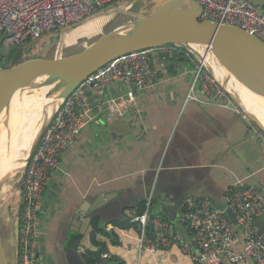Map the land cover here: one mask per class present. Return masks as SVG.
<instances>
[{
	"label": "crops",
	"instance_id": "1",
	"mask_svg": "<svg viewBox=\"0 0 264 264\" xmlns=\"http://www.w3.org/2000/svg\"><path fill=\"white\" fill-rule=\"evenodd\" d=\"M248 1L264 10V0ZM129 2L115 3L110 14L97 13L95 18L68 29L61 49L63 57L69 56L64 53L67 43L75 44L82 39L68 38L72 31L79 27L93 30L94 26H89L91 21L99 24L105 18L110 24L99 36L105 34L124 14L117 8L122 9ZM136 6L140 4L133 8ZM60 48L61 45L57 46L56 55ZM159 61L155 58L154 64L161 68L160 80L155 87L139 92L137 105L124 116L110 111L109 103L111 98L125 95L130 86L114 84L103 92L89 91L95 111L101 114L91 117L77 140L65 150L62 164L52 173L44 192L38 224L40 264H74L78 254L84 256L83 260L89 256L88 251L94 246V229L89 238L91 243L85 241L86 234L75 229L81 223V228L86 229L84 222L89 215L79 220L76 217L83 206L85 209L94 206L101 195L111 196L112 200L93 210L90 216L98 215L93 219L100 218L118 234L117 245L107 237L97 238L108 242V252L114 259L124 264H196L178 248L156 255L140 251L138 232L116 227L114 222L134 209H143L153 194L152 214H162L180 231L178 226L183 225L180 204L187 197L209 198L214 205L225 206L227 191L233 184L243 187L254 182L264 192V145L248 116L237 113L232 105L222 106L227 103L224 100L213 102L204 97L202 101L188 100L192 80L188 70L192 64L169 59L163 68ZM14 111L2 114L0 121ZM118 192L120 195L116 197L114 194ZM21 196L18 185L16 193L0 210L5 224L9 223L6 217L16 212L13 222L16 225ZM14 224L12 264L17 253L18 228ZM135 258L136 261H131ZM86 263L92 264L87 259Z\"/></svg>",
	"mask_w": 264,
	"mask_h": 264
},
{
	"label": "built area",
	"instance_id": "2",
	"mask_svg": "<svg viewBox=\"0 0 264 264\" xmlns=\"http://www.w3.org/2000/svg\"><path fill=\"white\" fill-rule=\"evenodd\" d=\"M124 0H0V48L27 45L51 31H62L97 13L110 10ZM202 7L200 20L233 28L257 38L264 44V10L248 0H196ZM197 43L175 41L149 47L118 57L90 74L66 99L47 129L28 164L22 183L18 215V263L40 264L39 212L52 173L59 169L62 157L91 120L95 108L90 90L103 92L109 85H128L123 96L111 98L110 111L126 115L137 105L139 92L155 87L160 67L170 55L186 51L192 64L188 100L203 97L232 105L239 114L243 109L227 94L207 67ZM158 56L154 57L153 52ZM79 106V108H78ZM246 115V114H244ZM150 194L140 213H128L130 222L140 226L139 250L159 254L178 248L196 264H264V229L253 224L254 216L264 215V192L256 183L243 187L233 184L227 191L226 205L217 206L209 198L187 197L180 204L186 238L162 214H152ZM97 233V232H96ZM95 234V233H94ZM100 233L96 238L101 237ZM107 264H115L110 252L100 255Z\"/></svg>",
	"mask_w": 264,
	"mask_h": 264
},
{
	"label": "water",
	"instance_id": "3",
	"mask_svg": "<svg viewBox=\"0 0 264 264\" xmlns=\"http://www.w3.org/2000/svg\"><path fill=\"white\" fill-rule=\"evenodd\" d=\"M140 4L138 8H133ZM120 12L131 15L122 29L106 32L101 37L94 39L74 54L69 60L62 57V44L64 34L69 28L62 30L61 48L56 55L53 68L43 75L30 73L23 77L5 75L0 78V116L12 110H18L28 104L44 103L42 109L41 132L27 156L20 175L19 185L22 188L24 175L41 138L61 108L66 99L79 87V85L93 72L97 71L108 62L129 54L131 52L156 47L163 42L181 41L186 44L200 43L203 50V59L209 65L210 71L218 82L226 90L227 94L243 109L250 123L257 131V138L264 145V124L258 120L256 113L246 105V99L253 97L264 102V44L257 38L251 37L242 31L221 26L211 20H200L202 7L196 0H130ZM112 11H102L99 14L107 15ZM93 15L85 21L95 18ZM84 21V22H85ZM40 40L29 42L31 47L36 46ZM15 46L0 48V61H2ZM153 56H158L154 51ZM212 58L217 61V65ZM219 64L221 65L219 68ZM224 69L227 75L221 70ZM217 75L220 78H217ZM14 77V78H7ZM232 80H231V79ZM231 80L232 85H229ZM239 86V88H238ZM79 108V106H78ZM101 114L92 109L91 117ZM27 115L18 114L16 131L20 134L25 126ZM0 182V192H1ZM122 193V192H121ZM116 197L120 195L118 192ZM115 197V198H116ZM112 197L101 195L88 209L83 206L77 215L79 220L83 215H89L85 219V227L80 225L75 229L86 234L85 241L91 243L92 220L90 213L98 207L111 201ZM89 205V204H88ZM167 212L165 207H162ZM99 213V212H97ZM253 224L259 227L260 233L264 229V215L254 216ZM84 225V224H83ZM178 229L189 239L185 226ZM87 232V233H86ZM17 253L15 264L18 263V237L16 241ZM91 250H96L92 247ZM82 255L77 258L83 260ZM85 260V261H84ZM83 262L86 263V259ZM0 264H6L0 241ZM103 264H107L103 262Z\"/></svg>",
	"mask_w": 264,
	"mask_h": 264
},
{
	"label": "rangeland",
	"instance_id": "4",
	"mask_svg": "<svg viewBox=\"0 0 264 264\" xmlns=\"http://www.w3.org/2000/svg\"><path fill=\"white\" fill-rule=\"evenodd\" d=\"M137 7L139 6H136V8ZM107 11H111V10L108 9ZM94 23L95 25H93ZM94 23L90 25L87 24V26L88 25L94 26L93 30L89 29L88 27H79L76 29L77 33H72L73 32L72 31L68 35V38L72 36V39H75V37L82 38V39L80 42H77V43L75 42V44L67 43L66 44L67 46L65 45L64 53L66 51L69 54V56L65 58L63 57V53H62V57L64 61L69 60L72 57V55L78 53V51L82 49L81 46H86L85 41H87V39L90 42L93 41L94 39H97L95 37H98L103 32V30L107 27V25H103L99 27V24H97L95 20H94ZM61 35H62V31H51L45 34L42 37V41L39 47L37 45L31 47L29 44L25 46L23 45L15 46L12 49V52L7 57H5L3 62L0 61V78H3V76L5 75H10L14 77H23V76L30 75V73L32 72H34V74L43 75V73L48 72L50 67L55 62L57 46L61 45ZM78 44L80 45L81 48L80 47L77 48ZM198 48L200 49L201 52L203 51L200 46ZM14 77H7V78H14ZM9 116L10 114L7 116V118ZM116 118L117 117L115 116L113 120H115ZM17 172H18V169H16L14 172L15 178L13 177L14 183H12L16 188L15 190L11 189L6 194L4 199L1 200L0 210H3L5 208L6 204H8L9 199L16 193L17 187L19 185L17 184V179L19 176V175L17 176ZM0 214H1L0 215L1 246H2L3 253H4L6 264H12L13 262L12 257L14 255V251H13L14 237L12 236V231H13L12 225L14 224L13 223L15 220L14 215L16 214V212L15 213L13 212L11 216L6 217V220L9 221V223H6V224H5L6 221H5L4 216L2 215V212ZM18 215H19V212H18ZM16 225H18V222L16 223ZM130 258H133V255H130ZM136 258L131 261H136ZM74 264H85V263L83 262V260L80 259L79 261H74Z\"/></svg>",
	"mask_w": 264,
	"mask_h": 264
},
{
	"label": "bare ground",
	"instance_id": "5",
	"mask_svg": "<svg viewBox=\"0 0 264 264\" xmlns=\"http://www.w3.org/2000/svg\"><path fill=\"white\" fill-rule=\"evenodd\" d=\"M130 18L131 15L124 13L108 32H112L117 29L124 28V26L126 25L127 21ZM92 23H94L93 20L91 21L90 24ZM74 33L77 32L75 31ZM64 38H65V34H64ZM194 42H196L201 47L199 42L197 41ZM88 43L89 42H87L86 44ZM82 48H84V46ZM212 60L217 65V61L214 58H212ZM220 66L221 65L219 64L218 67L221 68ZM207 67L210 69L209 65ZM221 72L225 75L228 74L224 71V69H222ZM217 78L221 79V77H219L218 75ZM231 80H228L230 86L232 85ZM246 105H248L249 108L256 113L258 120L264 124V102L253 97H248L246 99ZM43 106L44 103L25 105L20 109L15 110L13 113H11L8 118L0 121V182H2L1 192H0V202L2 199H4L6 194L11 189L15 190L16 188L12 184L14 183L13 179L15 178L14 172L16 169H18V172L22 170V168L25 165L27 156L32 148V145L34 144V142H36L41 132V128H42L41 117H42ZM18 114L27 115L26 117L27 121L20 134L16 131V127H15L18 120ZM18 175L19 174H17V176ZM19 179H20V175L18 176L17 184H19Z\"/></svg>",
	"mask_w": 264,
	"mask_h": 264
},
{
	"label": "trees",
	"instance_id": "6",
	"mask_svg": "<svg viewBox=\"0 0 264 264\" xmlns=\"http://www.w3.org/2000/svg\"><path fill=\"white\" fill-rule=\"evenodd\" d=\"M105 20H107V19L101 18L99 25L100 26L107 25V27H108L110 23L108 24L107 22H105ZM0 38H1V36H0ZM41 41H42V38L40 39L39 43L37 44L38 47L41 44ZM169 58L172 59L173 61L176 60V61L184 62V63H187L189 61L187 59V57H186V51L185 50L184 51H180L179 53L175 52L174 54L170 55ZM3 60H2V62H3ZM141 211H142V209H140L138 211V213H140ZM114 225L116 227L123 228V229H132L133 228L137 232H140L139 224L130 222V218H129L128 215H126L124 219H121V220H118V221L114 222ZM108 226L109 225H107V224H103L102 220L100 218H98V217H95L93 219L92 227L94 229V232H93L92 243L96 247V250H89L88 251L89 256H86V259H87L88 263H92V264L93 263H102L103 259L100 258V255L102 253H104V252L109 250V244H108L107 241H105V240L98 241L97 240V238H96V234L97 233H100L102 236L109 238L110 241L114 245L120 244V240L118 238L119 237L118 234H116V232H114L113 230H110ZM114 260H115V264H124V262L122 260H119V259H114Z\"/></svg>",
	"mask_w": 264,
	"mask_h": 264
},
{
	"label": "flooded vegetation",
	"instance_id": "7",
	"mask_svg": "<svg viewBox=\"0 0 264 264\" xmlns=\"http://www.w3.org/2000/svg\"><path fill=\"white\" fill-rule=\"evenodd\" d=\"M5 59V58H4ZM92 231H93V228H92ZM92 233V232H91ZM87 256V255H86ZM80 259H78V261H79ZM104 262V261H103Z\"/></svg>",
	"mask_w": 264,
	"mask_h": 264
},
{
	"label": "clouds",
	"instance_id": "8",
	"mask_svg": "<svg viewBox=\"0 0 264 264\" xmlns=\"http://www.w3.org/2000/svg\"><path fill=\"white\" fill-rule=\"evenodd\" d=\"M17 237H18V232H17Z\"/></svg>",
	"mask_w": 264,
	"mask_h": 264
}]
</instances>
